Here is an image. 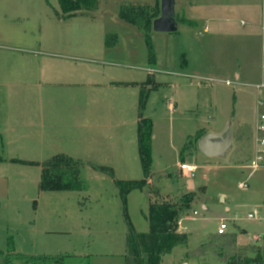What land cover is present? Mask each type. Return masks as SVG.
Here are the masks:
<instances>
[{"label": "rangeland", "instance_id": "obj_1", "mask_svg": "<svg viewBox=\"0 0 264 264\" xmlns=\"http://www.w3.org/2000/svg\"><path fill=\"white\" fill-rule=\"evenodd\" d=\"M261 1L184 4L189 18L209 2L230 8L235 20L229 25L237 29L235 21L245 17V9L258 10ZM124 4L104 0L90 15L64 19L58 0H0V251L5 254L13 246L29 255L72 253L90 255V264H125L128 230L115 180L145 178L137 133L141 112L135 92L112 85L152 79L159 86L144 113L153 122L151 175L127 198L135 229L141 222L148 225L156 192L173 196L187 189L190 178L179 169L187 162L199 167L192 179L195 201L182 220L194 246L219 230L221 218L228 225L226 234L234 233L241 245L260 243L264 236V168L252 172L244 167L252 160L251 138L264 112L257 104L264 90L255 87L264 78L262 39L255 37L249 47L233 38L221 43L213 56L217 61L196 73L201 80L179 70L187 57L200 58L196 50L203 24H179L172 41L167 33L151 34L154 54L162 56L160 49L168 47L182 51L179 70H157L146 41L140 39L137 48L130 34L137 31L119 19ZM146 67L157 71L151 75ZM166 98L175 111H169ZM114 119L122 123L110 126ZM229 120L237 143L234 154L228 161L203 155L196 133H215ZM60 153L84 162V190L40 189L39 163ZM92 164L111 167L114 178ZM242 183L248 187L240 188ZM254 210L258 218L249 219ZM206 260L212 262L211 254Z\"/></svg>", "mask_w": 264, "mask_h": 264}, {"label": "trees", "instance_id": "obj_2", "mask_svg": "<svg viewBox=\"0 0 264 264\" xmlns=\"http://www.w3.org/2000/svg\"><path fill=\"white\" fill-rule=\"evenodd\" d=\"M100 2V0H58L61 16L64 19L96 12L99 10ZM160 12L161 2L158 0L155 5L124 4L119 14L122 22L132 26L143 35L151 61L155 56L151 42L153 22L160 16ZM176 17L178 22L190 24L189 20ZM141 93L139 100L141 113H139L137 133L139 156L145 178L140 181L115 180L120 191L123 215L128 230L125 264H162L164 258L178 248L186 249L183 260L189 261L203 257L201 264L211 263L205 258L208 254H211L216 262L223 264H264V236L260 243L239 246L235 234L217 233V235H209L198 248L190 250L191 234L179 231L180 221L192 210V204L195 201L194 191L187 189L173 196H163L156 192L151 198L147 214L149 232L140 233L135 229L128 213L127 198L132 190L146 186L152 166L153 122L144 116L150 93L147 89H142ZM204 134L205 132L198 131L195 141H198ZM3 160L0 157V162ZM26 163L30 164V162ZM39 165L42 166L39 187L43 191H82L86 188L82 178L83 161L60 153ZM92 167L114 178V170L111 167L100 165H92ZM199 190L203 193L207 191L204 186ZM0 257L1 264H90V255L72 253L29 255L15 252L13 246L6 254L0 251Z\"/></svg>", "mask_w": 264, "mask_h": 264}, {"label": "crops", "instance_id": "obj_3", "mask_svg": "<svg viewBox=\"0 0 264 264\" xmlns=\"http://www.w3.org/2000/svg\"><path fill=\"white\" fill-rule=\"evenodd\" d=\"M100 1H101L100 2V7H101L103 2H104V0H100ZM109 1L110 2L112 1L117 6H121L124 3L126 5H150V4L146 3V2H149V0H133V1L132 0H109ZM127 3H130V4H127ZM184 3H185L184 0H176V6H175L176 16L180 17V19L184 18V19L189 20L190 24L189 23H183L181 21H179V22L177 21L178 22V30H179V24L193 25L194 22L195 23H198V22L200 23L201 22V24H203L202 25L203 26L202 33L204 35H202V39L199 41L200 45L197 46V50H196V56H198V54H199L200 58L196 57V60H195V59H191V58L187 57V59L183 63L184 69L179 70L180 65H179V63L177 64V59H178V56H180L179 54H180L181 50L179 52H177V50L172 48V47L160 49L161 53L163 51H165V54L161 56L159 54V52H157V51H156V54H154L156 56H155V58H153V62H154L153 64L155 66V69H157V70H159V68H161V70H165V71L167 69L168 70H177L178 69L179 71H181L179 74L182 75V76H185V77L197 76L196 73H198V72L200 73V70H205L204 68L207 67L205 65L207 62L211 65L213 62L217 61V59H214L213 56L218 54V51L221 48V43L225 44L224 42H226L229 39L233 38V39L242 40L244 42V44L246 45V46L245 45L244 46L245 47H249V46H251L253 44V40H254L255 37L258 36V37H260L262 39L260 28H259L260 18H261V4H262V1H261V4L259 5V9L258 10H257V8L255 9V7L253 8V6H250L249 8L245 9V11H246L245 17H241L239 20L235 21L240 27V28L237 27V29L230 28L229 24L232 23L233 20H235V19L232 18V13H231L232 11H230L229 10L230 8H228V7H227L228 9H224L223 10L221 8L222 6L220 4H218V3H216V2H209L207 4H201L200 8L202 10L197 12L195 17L189 18V17H187V15L185 13V4ZM83 15H90V14H83ZM194 18H196V19H194ZM242 21H245L246 25H242L241 24ZM177 31L176 32H170V33L153 31L152 33H162V34H157V35H164L163 33H167L165 35H169L170 38H166V39H169L170 41H172L173 39H175L173 37H177V36H175V35H178ZM130 34L132 35L131 39L133 41L134 40L137 41V42H135V45L137 46V48H139V46H140L139 41H141L140 39H142V38L144 39L143 35H141L138 31H137V33L133 32V33H130ZM134 55H135L136 58H138L137 57L138 54H134ZM131 57H133V56L131 55ZM197 60H198V62H197ZM144 69L148 73H150V71H148L147 67L144 68ZM150 69H152V68H150ZM155 69L153 68V70H154L153 72L154 73L157 71ZM153 72H152V74L151 73L150 74L154 75ZM176 73H178V72H176ZM190 73H193V74H190ZM176 75H178V74H176ZM237 77L240 78V74H238ZM196 78L197 79H201V80H205V78H199L198 76ZM239 78H237V79H239ZM209 80H211V79H209ZM112 86H114L112 88H123V89H125L127 91H133V92H135L133 97L139 98V100H140V94H142L141 93L142 89L146 88L147 90H149V93L152 94L151 92L153 90H155L159 86V83H156V80L152 79L151 81H148V82L145 81V80H142V82H139V81H127V82H124V83H121V84H118V85H112ZM150 94H149V96H150ZM149 96H148V100H149ZM167 101H168V99L166 98L165 102L168 104L169 111L170 112L175 111V105L172 104L170 101L169 102H167ZM147 103H148V101H147ZM115 120L116 119H114L113 121L109 120V123L112 121L109 125L110 126H112V125L116 126V125H120L122 123V122H119L118 120H116V121ZM137 121H139V114L137 116ZM223 129H224V127L220 131H222ZM200 131L205 132L203 130H200ZM220 131H215V132H220ZM197 133H196V135H197ZM205 134H206V132H205ZM254 135L255 134L253 132V135H252V138H251L252 139L251 140L252 151L254 149ZM235 143H236V141H235ZM92 165H94V164H92ZM100 166H102V165H100ZM193 185L195 186L194 183H193ZM221 219H225V218H221ZM182 220L180 221V225H179L180 229H179V231L183 232V233H189L190 234V232H187V230H186L187 228L182 225ZM139 224H140V228H138V229L136 228L138 230V232H140V233L149 232V228H150L149 227V222H148V225H145L142 222L139 223ZM216 233L217 232H215L213 234H210V235H217ZM231 234H234V233H231ZM256 237H254V238L256 239ZM258 237L260 238V236H258ZM126 239H127V234H126ZM191 241H192V239H191ZM191 241H190V245H189V247H190L189 249L190 250L198 248L199 245L203 242V241L198 242L194 246L191 243ZM237 245H239V246H247V245L239 244L238 241H237ZM185 251H186V249H184V248H180V249L178 248L177 250H175V252H173L172 254L168 255L170 258H169V261H168L167 264H201V261L204 258H197V259H192V260H189V261L183 260V257H181V255L184 254ZM126 253H127V247H126V250H125L124 257L126 255ZM176 253H178V256H179L178 258H177V256H175ZM166 257L164 259H166ZM211 257L213 259L212 262L214 264H222V263L216 262L214 260L213 256H211ZM205 258H207V257H205ZM212 262L209 263V264H212Z\"/></svg>", "mask_w": 264, "mask_h": 264}, {"label": "water", "instance_id": "obj_4", "mask_svg": "<svg viewBox=\"0 0 264 264\" xmlns=\"http://www.w3.org/2000/svg\"><path fill=\"white\" fill-rule=\"evenodd\" d=\"M176 0H161L160 16L153 22L155 32H176L178 22L176 20ZM233 133V121L229 120L225 128L220 132H208L197 141V147L203 155L210 158H218L228 161L236 150ZM193 180L188 181L187 189L194 191ZM2 259L0 257V264Z\"/></svg>", "mask_w": 264, "mask_h": 264}, {"label": "built area", "instance_id": "obj_5", "mask_svg": "<svg viewBox=\"0 0 264 264\" xmlns=\"http://www.w3.org/2000/svg\"><path fill=\"white\" fill-rule=\"evenodd\" d=\"M242 25H246L245 21L241 22ZM260 32L262 37V45H263V58H264V0H262L261 4V18H260ZM150 72H153V69H149ZM263 77H264V59H263ZM227 84H231L230 81H226ZM256 89L258 90H264V78L262 79V82L257 84ZM258 106H264V99L259 98L257 100ZM254 149L252 154V160L250 163H248L246 166L248 169L252 170V172H255L256 170L260 168H264V112L261 113L257 117L255 130H254ZM180 172H182L185 176L189 177L190 179H194L196 177V172L199 169L198 165L194 163H187L182 162L179 164ZM248 187L247 183L240 184V188H246ZM255 212L249 213L248 218L252 220H256L259 216V211L254 210ZM227 223L225 219H221V223L218 227L219 230H217L218 234H225L227 232ZM256 239H259L257 236Z\"/></svg>", "mask_w": 264, "mask_h": 264}]
</instances>
